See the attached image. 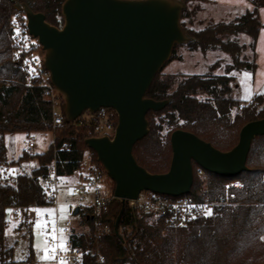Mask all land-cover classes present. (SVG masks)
<instances>
[{
	"label": "trees",
	"instance_id": "1",
	"mask_svg": "<svg viewBox=\"0 0 264 264\" xmlns=\"http://www.w3.org/2000/svg\"><path fill=\"white\" fill-rule=\"evenodd\" d=\"M63 0H0V163L9 166L36 160L30 171H14L8 179H0V264H11L14 249L7 240L4 230L7 225L5 210L20 207L26 212L50 203L46 199L43 185L51 172L49 165L54 161L58 176L70 175L79 170L83 159L84 139L94 133L76 121L65 119L59 127L52 128L50 103L40 88L25 84V73L13 59L10 51V17L22 14L15 10V4L24 3L34 12L43 13L45 21L60 27L63 24L61 2ZM186 6L180 14V25L189 36L186 46L199 49L223 51L230 57L222 74L213 73L220 63L217 61L205 74L177 73L162 75L164 66L157 72L145 96L154 99H168L167 105L158 112L148 111V133L133 145V156L149 172H164L169 167L171 147L170 134L175 129L192 132L215 148L224 151L237 142L239 128L246 122L264 118V92L255 93L245 105L235 93L238 84L233 71L255 69L254 43L259 20L257 8L264 6V0H247L251 10H245L229 22H209L202 29H194L189 2L202 3L204 0H180ZM188 19L190 26H187ZM246 35L250 43H238L239 35ZM250 48L248 60L242 51ZM241 106L240 110L237 109ZM112 110V109H111ZM113 112L115 123L117 117ZM63 115V113H62ZM166 129L163 134L162 130ZM54 134L46 152H22L14 161L6 164L7 152L4 135L22 132H45ZM68 146V150L63 146ZM246 156L247 170L227 177L206 172L207 195L211 200H222L225 185L232 181L241 184L234 190L232 204L217 205L211 212L200 216L194 224L168 228L162 219L147 213L131 210L124 204L115 234L113 222L121 208L118 198L112 199L106 209L93 213L91 208L81 211V220L88 225L89 233L79 235L86 264H264V135L256 136ZM90 150V149H89ZM95 158V153L90 150ZM91 167L103 168L97 159ZM199 167L192 162V184L189 195L204 198L201 189L203 180L196 175ZM110 192L113 191L111 187ZM80 213L78 210L77 214ZM31 222L24 218L18 228L21 235L31 242ZM106 224L108 233L96 235L97 227ZM93 251L94 254L91 255ZM33 255L30 249V256Z\"/></svg>",
	"mask_w": 264,
	"mask_h": 264
},
{
	"label": "water",
	"instance_id": "2",
	"mask_svg": "<svg viewBox=\"0 0 264 264\" xmlns=\"http://www.w3.org/2000/svg\"><path fill=\"white\" fill-rule=\"evenodd\" d=\"M14 6L41 46L42 66L63 102L65 121L74 122L83 111L93 113L100 107L112 109L117 117L112 135L87 137L84 144L114 182L113 196L121 202L112 227L118 237L125 201L144 190L187 194L193 181L192 162L224 177L247 170L246 156L256 136L264 135V118L244 123L237 142L224 151L192 132L175 129L169 137L171 157L164 172H149L133 156V145L148 133L145 114L158 112L168 103L145 93L171 58L173 46L190 39L180 25L185 1L63 0L59 28L24 3Z\"/></svg>",
	"mask_w": 264,
	"mask_h": 264
},
{
	"label": "built area",
	"instance_id": "3",
	"mask_svg": "<svg viewBox=\"0 0 264 264\" xmlns=\"http://www.w3.org/2000/svg\"><path fill=\"white\" fill-rule=\"evenodd\" d=\"M13 18L15 19L13 20ZM9 23L12 59L24 71L25 84L42 89L44 98L50 103L52 128L59 127L64 120L62 115L63 102L57 90L50 82L49 71L42 66L43 54L41 46L37 39L28 33L23 14L11 15ZM90 114V119L78 118V116L77 120H75L76 126L87 127L97 136H110L111 134L108 132H113L116 124L112 110L110 108L100 107ZM33 147L34 143L30 141L25 150L30 152ZM63 149L69 151L66 145L63 146ZM49 167L51 168V172L43 185L46 199L50 200L47 206L56 205L55 198L63 187L71 189L73 194L89 198V206L94 208L97 213L106 209L112 199L116 198L113 196V191L110 192L103 181V176L106 173L104 168L89 167L88 172L79 175L75 183L62 185V183H59L60 176L56 173L54 161L51 162ZM9 169H11L9 166L0 163V179L6 180L9 178L12 173ZM196 175L199 179L203 180L204 186L201 189V193H204V198L199 199L188 193L170 196L144 190L137 194L136 199H128L125 203L131 210L141 211L154 218L162 219L168 228L176 229L177 227L194 224L200 216L206 215L205 213L212 206L232 204L235 198L234 190L241 188V184L238 181L229 182L225 185L224 198L220 201L211 200L209 195H207L205 170L197 167ZM14 209L16 211L22 208L15 207ZM33 216L35 215L33 214ZM39 220L41 222V232L44 235L45 246L49 249L48 254L53 255L52 250H55V259L49 260L51 264H60L61 260H66L67 264H86L84 259L88 251L81 247L79 242L80 234L69 224L68 219L63 220L56 211L53 213L48 211L44 212L39 217ZM109 231L106 224H101L97 227L96 235L108 233ZM61 236L64 237L63 241L60 240ZM61 243L66 245V250L61 251ZM92 254H94L93 251L91 252ZM95 263H103V258L97 255L95 257Z\"/></svg>",
	"mask_w": 264,
	"mask_h": 264
},
{
	"label": "rangeland",
	"instance_id": "4",
	"mask_svg": "<svg viewBox=\"0 0 264 264\" xmlns=\"http://www.w3.org/2000/svg\"><path fill=\"white\" fill-rule=\"evenodd\" d=\"M189 10H191V16L193 18L191 26L198 30L204 28V26L209 23H217L220 21L229 22L235 19L238 15L243 13L245 10H251L252 5L247 0H204V2H189ZM257 16L259 20L258 34L254 43V64L255 69L253 72L238 70L233 71L232 75L235 77V81L238 84V92L235 94L241 98L240 105H245L250 101L255 93L260 91H254V89H261L264 92V6L257 8ZM187 26H190L188 19H186ZM238 43L240 45L244 44L247 46L250 43V38L246 35L238 36ZM175 57L173 60L169 61L162 69V75H173L177 73H182L189 75L192 73L205 74L211 67L212 64L217 61L220 63L217 67L213 69V73L222 74L225 69V64L230 62V57L223 51L219 50H207L204 53L199 49H193L186 44H181L175 48ZM245 55L248 60L251 59L252 53L250 48L245 47L242 51V56ZM249 74V77L245 76ZM253 87V89H252ZM238 111L240 108L237 109ZM91 114L87 111H83L78 118L90 119ZM163 134L166 133V129L162 130ZM109 134H113L111 131ZM4 145L7 152L6 164L9 165L10 162L14 161L22 152L33 153H43L46 152L47 146L51 144L54 139V134L50 131L45 132H29V134L16 132L13 134L4 135ZM33 141L34 147L32 150L26 151L27 144ZM96 159L89 149H84L83 159L80 162L79 170L70 175H63L59 177V183L73 184L75 183L79 175L88 172L89 167L95 166L94 160ZM36 160L31 159L29 162H21L18 165H10L14 171H30V169L36 166ZM100 164V163H99ZM103 181L107 185L108 189L114 187V182L107 176H103ZM55 206L47 207H36L34 208L35 216H29V211L24 209L7 208L5 210V217L7 220V225L4 233L7 235V240L13 246V261L11 264H50L49 260H44L41 257L44 255V235L41 232V222L39 217L44 212H54L61 216V218L68 219L69 224L77 231L79 234L83 233L88 235V225L81 220V211H87L86 208H91L90 211L96 214V210L89 206L90 199L83 197L82 195L73 194L71 189L63 187L56 196ZM54 199V200H55ZM54 202V201H53ZM80 210V213L73 214L74 208ZM10 210V211H8ZM35 217V219H34ZM29 223L33 219L31 225L32 239L31 242L28 238L21 235L22 228H18V224L23 220ZM39 222V224H38ZM30 249L33 253V261L25 262L29 260Z\"/></svg>",
	"mask_w": 264,
	"mask_h": 264
},
{
	"label": "snow or ice",
	"instance_id": "5",
	"mask_svg": "<svg viewBox=\"0 0 264 264\" xmlns=\"http://www.w3.org/2000/svg\"><path fill=\"white\" fill-rule=\"evenodd\" d=\"M14 19H15V18H13V20H14ZM9 171L14 172V170H12V169H9ZM8 211H10V210H8ZM210 212H211V210L209 209L208 212L205 213V214H206V215H207V214H210ZM38 224H39V222H38ZM61 231H62V230H61ZM63 239H64V237L61 236V237H60V240L63 241ZM60 249H61V251L66 250V245H64L63 243H61V244H60ZM43 251H44V255H43V257H41L42 259H44V260H52V259H55V255H54L55 250H54V249L52 250V251H53V255H49V254H48L49 249H48L47 246H45V248H44ZM60 264H67V262H66V260H61V261H60Z\"/></svg>",
	"mask_w": 264,
	"mask_h": 264
},
{
	"label": "crops",
	"instance_id": "6",
	"mask_svg": "<svg viewBox=\"0 0 264 264\" xmlns=\"http://www.w3.org/2000/svg\"><path fill=\"white\" fill-rule=\"evenodd\" d=\"M245 76H247V77H249V79L251 80V76L249 75V74H246ZM251 83H252V80H251ZM252 89H253V87H252ZM254 91H260L261 92V89H254ZM258 93V92H257ZM62 177V176H61ZM36 208V207H35ZM33 211V214H35V212H34V208H32L31 210H30V212H29V216H31L30 214H31V212ZM32 222H33V220H32ZM28 259L29 260H25V262H30V263H32V261H33V255H29V257H28ZM51 264V263H50Z\"/></svg>",
	"mask_w": 264,
	"mask_h": 264
}]
</instances>
